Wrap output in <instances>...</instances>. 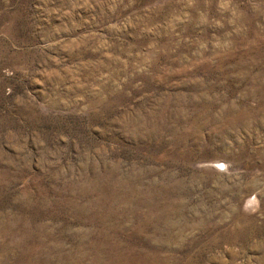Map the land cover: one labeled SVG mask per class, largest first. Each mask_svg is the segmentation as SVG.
Returning a JSON list of instances; mask_svg holds the SVG:
<instances>
[{
  "label": "rangeland",
  "instance_id": "374dc122",
  "mask_svg": "<svg viewBox=\"0 0 264 264\" xmlns=\"http://www.w3.org/2000/svg\"><path fill=\"white\" fill-rule=\"evenodd\" d=\"M0 264H264V0H0Z\"/></svg>",
  "mask_w": 264,
  "mask_h": 264
}]
</instances>
